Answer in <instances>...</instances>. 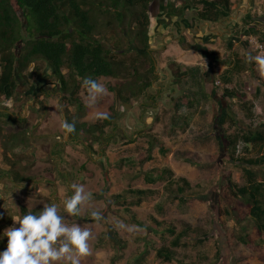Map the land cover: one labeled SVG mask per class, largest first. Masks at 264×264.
<instances>
[{
    "label": "rangeland",
    "instance_id": "rangeland-1",
    "mask_svg": "<svg viewBox=\"0 0 264 264\" xmlns=\"http://www.w3.org/2000/svg\"><path fill=\"white\" fill-rule=\"evenodd\" d=\"M169 1L177 6L178 0ZM233 1L236 7L241 6L239 10L233 11V16L237 19L230 23L235 24L238 21V24H241L247 16L246 5L248 10L251 6L248 5L249 1L246 3L247 0ZM262 3L264 7V2ZM192 6H195V3L187 4L185 8L194 12ZM161 10L162 3L157 0L152 5L151 12L154 23ZM254 10L251 16L256 18V6ZM195 16L194 14L192 18L195 19ZM105 19L106 17H100L103 23ZM251 20L253 21L248 20L245 25L256 21L254 18ZM192 21L197 22L193 19ZM229 21L225 20L223 27H215L217 39H223L221 28L225 33ZM154 23L150 32V49L153 51L151 61L154 66L156 64L155 86L149 97L140 103L137 102V106L133 107L136 104L134 101L124 105V108L118 106L114 124L106 127L100 135L81 134L71 139L70 134L61 129V124L70 118L79 124L101 125L103 120H96L92 113L98 109L111 114V108L117 101L115 94L110 90L116 83L113 79H99L105 84L110 95L100 98L96 109H92L85 106L81 96L80 79L77 80L64 71L70 88L69 92L65 93L53 70L46 62L40 61L33 63L28 72L19 77L16 83L17 90L20 91L16 94L17 98L15 93L10 99L0 96V252L7 247V237L3 236V232L12 226L11 218L22 217L18 203L25 206L28 212L40 211L45 204H62L73 195L71 185L80 184L91 193V207L85 206L78 215L79 218L67 217L63 209L61 214L71 222L93 225L94 239L89 241L91 255L83 258L81 264H170L158 258L156 254L161 247L169 246L173 239L166 232L169 226L175 227L177 232L186 227L192 229V233L184 240L185 245L175 249L176 259L181 264H264V245L249 247L238 240L240 236L255 240L259 235L257 222L247 217L251 207L242 198L232 194L233 184L240 187L248 184L246 171L249 167L232 161V148L224 131L230 130L229 134H232L244 128L256 129L258 124L264 121V85L257 86L255 81L259 79L250 72L253 65L245 62L244 69L249 72L233 82L235 91H245L244 99L226 100L227 95L221 88L223 83H215L218 90L221 88V93L215 95L217 99L221 97L224 107L222 114L226 115L227 111L229 115L235 116L236 125L227 128V124H223L219 117L214 124L215 133L210 139L206 136L207 130L202 133L198 130L193 135L190 133V138L184 141L191 126V121L185 124V115H189L191 120L195 119L200 111V102L203 103L206 98L203 94L207 93L204 85L196 86L192 82L188 84L189 81L180 78L177 84L183 91L187 90L186 86L189 87L191 96L186 94V100L175 101L176 104L173 105V95L176 93V82H173V78L178 67L176 61L189 65L190 62L197 63L200 58L203 62H199L198 66L205 69L206 61L202 55L206 50L199 49V46L207 44H204V41L197 43L193 40L195 32L188 34L186 27L180 25V21L177 22L176 29L180 30V26L184 31L181 33L186 32V38L191 44L195 42L197 50H201V54H197L195 50H189L193 49L192 45L180 44L182 38L179 37V31H170L169 26H164L163 31L159 33L160 25L154 26ZM254 24L262 27L260 22ZM196 26L200 28L201 23L197 22ZM103 34L111 47L115 40L122 41L127 51L124 57L131 55V47L137 45L133 28L126 38L120 30H103ZM253 35L259 36L255 33L246 34L247 40L244 41L248 42ZM220 45L224 49L227 46L223 42ZM248 52L252 54L254 49H245L244 56ZM189 53L195 57L190 59ZM35 67L37 70H34ZM251 84L258 87L257 98H253L248 90ZM23 90H30V94L18 102ZM195 92L203 94L193 95ZM187 97L193 102V106L187 104ZM244 101L253 104L249 117L247 110L241 106ZM11 116L13 118H10ZM173 118L176 119L178 136L167 139V134L172 136L175 133ZM135 132H141L143 136H139L133 144L127 143ZM145 134L155 135L173 151L180 143L189 144L186 150L178 148L185 153L180 156L176 154V160L185 158L189 150L191 152L188 160L191 163L184 160L175 162L172 152L164 154L156 149L150 150V138ZM212 137L216 138L215 145L210 143ZM262 155L264 145L253 147L245 156L255 158ZM252 170L257 174L258 180L264 182V165ZM11 172L32 177L35 181L25 183V189H16L9 184L10 180L4 177ZM163 172L166 173L164 178L156 179ZM49 173L53 174L52 177L47 176ZM150 175L154 178H150ZM180 177L186 178L192 186L191 189H186L182 196L176 193V184L170 186L172 181ZM132 190H152L155 194L138 203L139 199L129 193ZM117 195L127 198L126 202L114 203L113 197ZM92 208L102 213L103 219L99 223L83 220L85 217H91ZM114 218L126 225H135L137 230L131 233L117 230ZM155 221L160 222V226H157ZM109 228L115 229L123 240L124 247L118 248L107 240ZM205 235L206 241L203 244L197 243V240L203 239Z\"/></svg>",
    "mask_w": 264,
    "mask_h": 264
},
{
    "label": "trees",
    "instance_id": "trees-1",
    "mask_svg": "<svg viewBox=\"0 0 264 264\" xmlns=\"http://www.w3.org/2000/svg\"><path fill=\"white\" fill-rule=\"evenodd\" d=\"M156 1L0 0V96L12 98L18 89L16 83L19 77L25 75L33 63L40 61L46 62L53 70L65 93H68L70 88L64 71H67L75 79H80L81 82L87 77H91L94 80L101 78L113 79L116 83L110 90L115 94L117 101L111 108L109 119L103 120L101 125L79 124L70 118L67 119L69 123H75V131L70 133L71 139L77 138L81 134L100 135L104 133L106 127L114 124L118 114V106L124 108V105L131 104L135 100L140 103L144 98L149 97L150 91L155 86L154 83L157 78L155 73L156 64L154 66L151 61L153 51L150 49V32L154 23L151 15L152 5ZM183 1L186 0H178V2ZM196 2L203 7L200 17L204 20L211 19L216 21L221 18H227L238 7H236L235 3H231L230 0H198ZM218 5H222L224 11L220 10ZM101 16L106 17L104 23L100 20ZM207 17L210 19H207ZM260 17L264 19V15ZM160 22L161 20L159 19L158 23L162 24ZM248 25L254 30L255 34L259 35L264 43V23H261L262 27L251 24V22ZM125 27L134 29L137 40V45L131 47L130 51L132 54H128L127 57H124L127 51L120 39L115 40L114 45L111 47L109 40L103 34V30H120L122 31V36L126 38L130 33V29ZM247 47L251 48L249 42H247ZM252 55H256V52L254 51ZM252 65L253 76L259 79V75L255 70L256 66L255 64ZM34 70H37V67ZM248 88L253 98H257L259 95L258 87L251 84ZM223 90L231 98L239 100L245 98L243 95L246 94L245 91L243 93H235V91H230L226 87H223ZM212 100L203 102V108L199 111L197 121L193 126H203V128L206 126V121L210 116L206 113L204 107ZM192 103L189 102V105L192 106ZM241 106L247 110L249 117L252 114L253 104L244 101ZM217 117H219L218 112L215 113L213 120ZM231 117L234 120L232 124V127H234L236 125V117L232 115ZM10 118L13 117L11 116ZM215 121L212 122L213 127ZM191 129L190 132L192 131ZM229 131L227 130L225 137L232 148V161L249 167V170L247 169L248 171H246L248 184L241 187L233 184L232 194L240 197V199L242 198L251 207L247 217L257 222L259 235L255 240L244 236H240L238 240L249 247L262 246L264 245V182L258 180L257 174L252 169L264 165V155L255 158H249L245 155L253 147L264 145V121L260 122L256 129L251 127L244 128L242 131L236 130L232 134H229ZM178 132L179 130L177 132L175 130L174 136ZM210 134L211 132L206 135L209 139ZM142 135L141 132H135L132 138L126 142L131 144ZM145 135L150 138V150L156 146L169 150L164 148L163 143L155 135ZM240 141L246 145L244 156L241 157L235 156V150ZM49 175L52 177L53 174L49 173L47 176ZM165 175V172L160 173L156 179H162ZM4 177L10 180L9 184L16 189H25L27 188L25 183L35 181L34 178L24 177L17 172H11L10 175L5 174ZM149 177L154 178L151 175ZM172 184H176V193L180 196L186 192V189L192 188L190 182L184 177L172 181L170 186ZM129 193L139 199L138 203L155 194L152 190H132ZM113 200L115 201H113L114 203L124 204L127 198L117 195L113 197ZM18 207L22 217L29 213L28 209L22 204L18 203ZM38 212L33 211L31 213L37 214ZM76 218L79 217L76 216ZM83 220L94 222L91 217H85ZM155 223L157 226L161 224L157 221ZM166 232L173 239L170 241L169 246L161 247L156 254L158 258L165 262L181 264L176 259L175 249L185 245L184 240L192 233V229L186 227L177 232L175 227L169 226ZM107 233V240L110 243L112 242L118 248L124 247L123 240L114 228H109ZM206 238L207 235L203 239L197 240V243L203 244Z\"/></svg>",
    "mask_w": 264,
    "mask_h": 264
},
{
    "label": "crops",
    "instance_id": "crops-1",
    "mask_svg": "<svg viewBox=\"0 0 264 264\" xmlns=\"http://www.w3.org/2000/svg\"><path fill=\"white\" fill-rule=\"evenodd\" d=\"M158 1L160 2V4L162 3V10H161L160 14H157V16H156L157 20L155 21L156 23H154V26L160 25L158 27L159 33L163 31L164 26H169L170 31H174L176 29V27H178L177 22L180 21V25H184L183 27H186V32H188V34L191 35L193 32H195V35H194L195 37L193 38V40H195L197 43H198V41H201V43H203V41H204L205 42L204 44H207V46H203V47L199 46V49L201 48V50L202 49L206 50V51H204L205 54L202 55L206 61L205 69L200 67V65L198 66L199 62H203V60H200V58L197 60L198 61L197 63L196 62H190L191 63V64L189 63L190 66L189 65H182L179 60L176 61L178 67L176 68V71H174L175 78H173V80H175L173 82H176V84H174V86L176 88V93L173 95L174 96V98L172 100L173 105L176 104L175 101L177 102L179 100H181V101L186 100V98L184 97V96H186V94H189L191 96V93H189V91L191 89L189 87L186 86L185 89H187V90L183 91V89L179 86V84H177V82H179L180 78L181 79L185 78L184 79L185 81H187V82L189 81L188 84H190L192 82L193 85L196 84V86L204 85V89H205V92L207 93L208 97L206 94H203L202 92H199V93L195 92V93H193V95L203 94L206 97L204 101H210L211 99H213L212 101H214V102L211 101L209 104H207L204 107V109L206 110V113L209 114V116H210V117H208V120L206 121L207 126H204V128H203V126H200V127L199 126H196V127L193 126L194 123L197 121V116H198L199 112L197 113V116L195 117V119H192V120L190 119L189 115H185V117H186L185 124H188L189 121H191L190 129L192 128L195 131L192 130L190 132V129H189L188 134L185 136L186 138H184V141H185V139L190 138V136H191L190 133H192V135H193V133L194 132L196 133V131H198V130H201V131H198L201 133L206 132L203 130H207V133L211 132L210 136L214 135V133H215L214 130H216V127L215 128L213 127L212 122L214 120L217 121L219 119V117H221L220 121L222 123L227 124V128H229V126L232 127L234 120L232 119L231 115H229L227 113V111H226V115L222 114V110L224 109V107L222 106V100H221V97L217 99V96L215 95V93H217V94L221 93L220 89L223 87H228V89H230V91H235V89H233V85H234L233 82L239 80L240 78H243L244 76H246L247 72H249L248 70L244 69V65H245L244 60H245V56H246V55L244 56V50L245 49L249 50L250 48L247 47V41H244V40H247V39H245V38H247L246 34L247 35L252 34V33H254V30L251 29L248 24L245 25V23L248 20L253 21V20H251L253 18L256 19V21L251 22V24H254L255 22L256 23L257 22L264 23V20L263 21L260 20L262 18L260 16L264 15V10H263L264 7H262V5H263L262 2H264V0H260V1H258V0H247L246 1V3L249 1L248 5L250 4L251 8L249 7L250 9L248 10L247 5H246L245 8L247 10V14H246L247 16H246V19H244L241 24H238V21H236L235 24L230 23V22H233L234 20L237 19L235 16H233V13L227 18L226 17L221 18V19L216 20V21L211 20L208 17H207V19H210V20L202 19L200 17V13L203 11V7L199 3L196 2L198 0H186L183 2H177V6L174 5V3L173 4L170 3L169 0H158ZM209 1H217V0H209ZM230 1H231V3H234L233 0H230ZM164 3H165V5H163ZM192 3H195V6H192V7H194L193 8L194 12H191L192 10L191 11H189L188 9L186 10L187 7L185 8V5H187V4L190 5ZM179 6H181V7H179ZM240 6L237 7L236 10H239ZM255 6L258 9L256 18L254 16H251V14L255 12V10H254ZM218 8L220 10L224 11V7L222 5H218ZM161 14H163L165 16L162 17ZM194 14L196 15L195 19L192 18V16ZM158 18L161 20L160 23H162V24L158 23V20H159ZM192 19L194 21L201 23V27L198 28L196 26L197 22L194 23L192 21ZM225 20L227 22L230 20L229 21V27L228 26L225 27V29H226L225 33L222 31V28H221V35H222L223 39H217L215 37V34L217 33V32H215V27H219V26L223 27V25H224L223 22H225ZM212 25H215V26L212 27ZM239 25H240V27H238ZM208 27H210V28L208 29ZM179 29L180 30L176 29V32L178 33V31H179V35H180L179 37L182 38L180 41V44L182 46L190 44L193 46L192 47L193 49H189V50H195L197 54H201V52H200L201 50H197L198 46H195L196 45L195 42L191 44V41L186 38V37H188L187 36L188 34L186 32L181 33L184 31L182 30V28L180 26H179ZM170 31H168V33ZM177 38L178 37H176V39ZM222 42L225 46L227 44L225 49L222 45H220ZM225 54H226V57H225ZM193 55H195V54H193ZM188 56H190V53ZM194 57L195 56L192 57V55H191L190 59L194 58ZM183 68H185V69H183ZM250 72H253V71L251 70ZM217 82L224 83L219 90L217 87H215V83H217ZM216 88H217V90H215ZM236 90L237 91H235V93L236 92L242 93V91H240V89H236ZM178 92H180V94ZM190 92H192V91H190ZM175 98H176V100H175ZM187 100H188V102L187 101L186 102L189 105V102H191V101H189L190 98L187 97ZM226 100L233 101L236 99L227 96ZM134 103H136V104H134L133 107L137 106V100H135ZM200 103H201V105L199 106V110H201L203 108V106H202L203 103L202 102H200ZM216 112L219 113V117H217L216 119L213 120V117H214ZM175 116L176 115H174V117ZM132 121H133V119H132ZM216 121H215V123H216ZM131 124H132V122H131ZM173 125H175L174 129L176 130V119H174ZM171 128L172 127H169V129H171ZM225 132H227V131H225ZM165 137H167V139H172L175 136L174 135L171 136V134L169 133ZM138 138H136V139H138ZM161 142L163 143L164 148H168L169 150H165V149L160 148L158 146L153 148V150L156 149L158 152H161L164 154L172 152V156H173L172 158L175 162H184V161L190 162L188 159L190 158L189 152H191V151H189V150L187 151L188 153L185 156V158H182L180 160H176V154L178 156H180V155H183L185 153V151H180V150H178V148L182 147V150L183 149L186 150L189 147V144L180 143V145H178L176 147V150L173 151L169 145H166V143L163 141H161ZM133 143H135V142H133ZM133 143H131V144H133ZM210 143L215 145L216 138L212 137L210 140ZM185 145H186V147H184ZM149 146H150V142H149ZM214 159H216V158H214Z\"/></svg>",
    "mask_w": 264,
    "mask_h": 264
},
{
    "label": "clouds",
    "instance_id": "clouds-1",
    "mask_svg": "<svg viewBox=\"0 0 264 264\" xmlns=\"http://www.w3.org/2000/svg\"><path fill=\"white\" fill-rule=\"evenodd\" d=\"M245 62L255 64L259 80L257 86L264 85V52L252 55L246 53ZM102 79V78H101ZM81 96L88 108L96 109L100 98L110 95L107 87L100 80L84 78L81 85ZM96 120L109 119V113L95 110L92 113ZM61 129L70 134L75 131V123L65 120ZM73 195L62 204H45L37 214L29 212L23 217L13 216L12 226L4 230L7 247L0 252V264H81L83 258L91 255L89 241L94 239L93 225L71 222L67 217L78 216L85 206L91 207V193L84 185L72 184ZM91 219L99 223L102 213L92 208ZM115 219V228L128 232L136 231L135 225H126ZM19 227H16V225Z\"/></svg>",
    "mask_w": 264,
    "mask_h": 264
},
{
    "label": "built area",
    "instance_id": "built-area-1",
    "mask_svg": "<svg viewBox=\"0 0 264 264\" xmlns=\"http://www.w3.org/2000/svg\"><path fill=\"white\" fill-rule=\"evenodd\" d=\"M263 33H264V29H263ZM248 42H249L250 46L254 49L256 54H258V52H264V43L261 41L259 36L250 37ZM217 85H220V82H217ZM226 88H228V87H226ZM245 147H246V145L242 141H240L237 144V147H236V150H235V155L236 156H240V157L244 156Z\"/></svg>",
    "mask_w": 264,
    "mask_h": 264
},
{
    "label": "flooded vegetation",
    "instance_id": "flooded-vegetation-1",
    "mask_svg": "<svg viewBox=\"0 0 264 264\" xmlns=\"http://www.w3.org/2000/svg\"><path fill=\"white\" fill-rule=\"evenodd\" d=\"M19 92H20L19 90H16V92H15V97L18 95ZM16 94H17V95H16ZM27 94H30V90H27V91H24V90H23V92L21 93V96H20V99H19L18 102H20L21 99H23ZM2 97H4V96H2ZM15 97H14V98H15ZM16 98H17V97H16ZM6 99H10V98H6ZM0 112H1V110H0ZM18 117H21V116L18 115Z\"/></svg>",
    "mask_w": 264,
    "mask_h": 264
}]
</instances>
